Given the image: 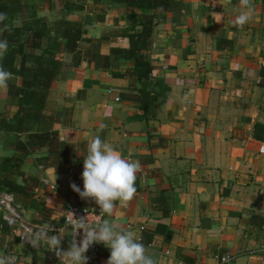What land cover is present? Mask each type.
I'll list each match as a JSON object with an SVG mask.
<instances>
[{"label": "crops", "instance_id": "obj_1", "mask_svg": "<svg viewBox=\"0 0 264 264\" xmlns=\"http://www.w3.org/2000/svg\"><path fill=\"white\" fill-rule=\"evenodd\" d=\"M23 3L24 17L74 19L83 31L74 53L59 48L38 118L23 132L0 131V178L23 187L0 190L21 213L10 228L0 211V264H223L226 254V264H260L264 0H173L157 15L151 73L133 85L124 74L134 62L111 49L126 48L125 34L152 10L116 0ZM8 86L21 78L0 72V114L14 122L19 97ZM50 132L60 149L72 146L62 160L26 146L28 134ZM73 206L102 210L103 226L75 235L63 223Z\"/></svg>", "mask_w": 264, "mask_h": 264}, {"label": "trees", "instance_id": "obj_2", "mask_svg": "<svg viewBox=\"0 0 264 264\" xmlns=\"http://www.w3.org/2000/svg\"><path fill=\"white\" fill-rule=\"evenodd\" d=\"M100 0H94L98 4ZM136 9H149L152 14L139 17V32L126 33V48H112L111 53L118 59L130 60L135 64L134 70L125 73L131 81H139L151 73L146 53L151 48V35L154 27L161 19L157 16L173 8V0H116ZM71 9L81 6L66 5ZM28 6L23 0H0V72L20 77L21 87L8 86L10 96L19 97V116L14 122H8L4 114H0V131L23 132L25 123L38 118L43 108L45 92L50 87L59 67L56 55L62 46L65 53H74L82 35V23L77 20H63L49 24L45 19L38 18L35 12L24 17ZM28 35L26 42L23 36ZM45 41V45L42 42ZM27 49L24 52V46ZM61 51V52H62ZM60 53V52H59ZM143 97L154 96L143 93ZM31 111V112H30ZM33 112V113H32ZM27 123V124H28ZM260 139V138H259ZM26 146L30 150L46 147L50 156L62 160L71 154L72 146L66 144L60 149L58 135L50 133H32L27 136ZM20 160H14L15 169L19 168ZM23 192L20 187L8 180L0 178V190Z\"/></svg>", "mask_w": 264, "mask_h": 264}, {"label": "built area", "instance_id": "obj_3", "mask_svg": "<svg viewBox=\"0 0 264 264\" xmlns=\"http://www.w3.org/2000/svg\"><path fill=\"white\" fill-rule=\"evenodd\" d=\"M108 93H111L109 91ZM118 100V98H116ZM259 153L264 155V144L260 146ZM72 172V170H70ZM0 211L2 212V218L6 225L10 228H14L21 221V213L14 205L13 195L7 192H0ZM104 212L102 210H91L85 207H69L63 216L64 226L71 229L75 235H79L83 231L98 230L103 226ZM19 237L21 240H25L29 228L21 225ZM144 227H141L143 230ZM78 240L75 241L77 245ZM97 248H95L96 250ZM232 257L230 254H226L221 263H228ZM260 264H264V257L261 259Z\"/></svg>", "mask_w": 264, "mask_h": 264}]
</instances>
